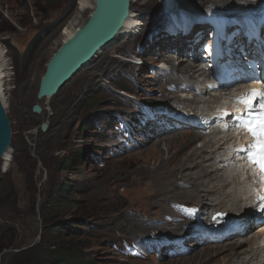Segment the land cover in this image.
<instances>
[{
    "label": "rangeland",
    "instance_id": "374dc122",
    "mask_svg": "<svg viewBox=\"0 0 264 264\" xmlns=\"http://www.w3.org/2000/svg\"><path fill=\"white\" fill-rule=\"evenodd\" d=\"M174 1L179 4L177 11L163 15L160 0H130V11L139 16V29L127 33V37H117L55 96L40 101L36 96L39 81L51 55L65 39L63 30L71 23L76 28L83 24L91 9L79 11L78 0H0V51L6 83L5 99L1 100L11 130L6 169L0 159V264H47L67 250L79 256L75 264H244L247 260L254 262L249 259L251 250L258 253L256 260L264 259V248L258 246V232L254 230L246 236L231 235L210 243H172L179 236H194L192 231L199 228L200 218L207 217L210 225L211 215L229 216L230 212L219 205L212 209H220L215 213L196 214L189 207L204 199L193 192L192 177L163 176L173 165L170 156L174 153L166 150L162 139L156 140L164 132L163 123L148 120L146 114L147 109L167 110L165 107L186 115L194 111L206 114L218 102L213 101V95L228 98L226 93L202 86L204 74L197 83L198 89L206 90L202 97L193 92L177 93L179 85L170 77L189 82L175 69L178 59L185 58L180 67L192 64L196 69L197 60L198 64L202 60L197 56L193 59L192 52L185 50L183 38L169 39L165 27L197 21L194 29H203L206 40L212 31L206 25L196 26L200 13L249 16L264 0H205L207 5L204 0ZM212 4L221 10H212ZM166 55L173 56L171 61L165 60ZM34 104L43 108V114L33 112ZM42 122L48 125L45 132L40 129ZM195 132L185 128L164 132L163 137L174 134L172 141L180 142L183 136ZM220 138L228 139L204 134L187 149H198L209 139ZM77 156H81L79 163ZM69 160L75 164L66 169ZM218 160L216 156L206 162L219 166ZM234 166L222 169L228 176L225 179L232 182L226 192L238 190ZM245 177L243 174L239 179ZM180 182H186V186H179ZM62 183L74 189L67 199L55 192ZM152 197H160L164 205L175 200L190 204L171 213L155 206ZM188 210L193 214L188 215ZM167 214L175 219L171 224L163 222ZM239 214L230 215L237 218ZM74 220L83 230L79 235L61 232L63 223L73 224ZM44 221L51 226L60 224L58 232L44 228ZM231 244H236V249H230ZM49 246L50 250L46 249ZM46 250L50 259L42 255ZM233 251L240 252L243 260L232 258ZM32 252L40 253L41 260Z\"/></svg>",
    "mask_w": 264,
    "mask_h": 264
},
{
    "label": "bare ground",
    "instance_id": "6f19581e",
    "mask_svg": "<svg viewBox=\"0 0 264 264\" xmlns=\"http://www.w3.org/2000/svg\"><path fill=\"white\" fill-rule=\"evenodd\" d=\"M206 2L207 1L204 0L203 4H206ZM211 6H212V10H221V7H219L218 5H213L212 4ZM77 7H78V10L81 11V12L84 11V10H90L93 7V2H89L88 0H78ZM139 25H140V22H139L138 14L136 15L132 11H130L129 16L124 21V24H123L122 28L120 29V31L118 32L117 36L115 37V40L117 39V37H121V36L127 37V33L135 32L136 30L139 29V27H138ZM75 28L76 27H73V23H71L69 26H67L62 32L64 34V38H67L68 36H70L75 31ZM176 38H178V37H176ZM169 39H171V37H169ZM171 57H173V56L166 55L165 60L166 61H171ZM184 59H185L184 57H181V58L178 59V60H180V63L177 65V68H175V69L181 71L182 77L188 78L187 80H189L191 82H196V84H197L198 81L200 80V78L203 77V76H201L202 74H204L206 76V72H205L206 70H204L205 63L201 61L200 64H198L199 60H197L196 64L198 65L197 66L198 69H196L195 65L193 66L192 64H187L184 67L182 65V67H180V64L183 63ZM200 65H201V70L199 69ZM4 66H5V61H4L2 52L0 51V96L2 94V96H1L3 98L2 100L5 99V90H6V86H5L6 83H5V79H4V77H5V71H4L5 68H4ZM84 67H85V65H84ZM172 71L173 70H171V72ZM198 73H199V75H196ZM205 76L203 77L204 79L206 78ZM180 79L177 78V77H173V78L170 77L169 78V80L176 81L178 83L179 86H177L176 89H182L183 88L182 84H184V79H183L182 82H181ZM171 85H175V84H171ZM201 85L202 86H206L205 84H202V83H201ZM232 87L233 86L230 85V84L226 85L224 88L209 89L207 86L205 87L208 91H211V90L220 91L223 94L226 93L224 95L228 96L227 100H223V99H221L223 96L222 97H220V96L215 97V95H213V101H218V102H217V104L215 106L211 107L210 111L206 112V115L209 117V121H210L209 122L210 129H217L221 125L222 117H221V114L219 112H216V107L220 106V104L223 103V104H225L227 107H229L231 109V103H235L236 97H238V95L236 94L235 91H233V90L230 91V89ZM245 87L246 86H244V89H245ZM186 91H187V89H186ZM204 92H206V90L202 88V89H199L196 93H194V95H196L198 97L199 96L202 97ZM53 96H55V95H53ZM53 96H51L50 98L49 97L48 98H41L39 100L40 101H44V99L49 100ZM177 101L181 102L179 99ZM216 113H217V118H213V116ZM233 113H234V111H233ZM36 114H38V115L43 114V108L41 107V111L39 113H36ZM200 115H202V114H199V116ZM46 125H47V123H46ZM213 126H217V127L213 128ZM47 129H48V125L46 126L45 131H47ZM163 135H164V133H159L157 135V136H159L158 137L159 139L157 138L156 140H160L161 141V139H162L164 141V143H166V150L168 152L173 151L174 156H170V160L173 162V165L170 167V170H168L167 174H163V173L162 174H163L164 177H167V176H170V175H175V174H178L179 176H182V177H187V176L192 177L193 182L191 184L193 185L192 187L194 188L193 192L195 191L196 192V196H198L202 200L204 199L202 201V203H199L200 202L199 201L198 203H195L192 206H190V207H193L195 209L194 211H195L196 214L197 213H201V214L205 213L206 211H210L213 208H216L219 205H222L223 206L222 209L225 210V212H230V214H232V213H236V214L240 213L239 214L240 216L237 215V218L250 217V214L252 215L253 207H252V205L249 204V200H251V199L248 198V195H249L250 191H253V192L256 193L257 190H258L257 189V186H258V182L257 181L258 180H257V178H255L256 172H255V170H253L252 166L248 165V163L243 158H241L240 159L241 164L243 166H245V167H250V171L253 172V174L251 176H249V173L246 170V168L242 167L235 160L234 156L231 153L227 154L225 152L224 148H226V142H227L226 139L220 138V139H217V140H214V141H211L212 139L211 140L209 139L208 143H203V145L201 147H199L198 149H192L191 151H188V149H187L188 146L197 137L198 138L202 137V133L195 132L193 135H190V136H187V137L183 136L182 137L183 139L180 140V142H179V139L176 140V141H172V139L175 138L173 136L174 134L170 135V137H166V138L163 137ZM222 137H225V136L222 135ZM160 149L162 150L161 147H160ZM207 151L209 152V154H207L208 156L205 154ZM8 152L9 151H6L5 154L0 158V159H2V162H4V164H3L4 169H6L9 166V163H8L9 154H8ZM216 152H221V153L219 155H217ZM209 155H211V156L209 157ZM216 156H219V160H218L219 166L214 165L213 162H209V163L206 162V160H208L209 158H210V160L214 161ZM223 156H224V158H223ZM237 157L240 158L241 156L237 154ZM221 163L223 164L224 168H227L230 165H235L232 170L236 171V175H234V177L233 176L232 177L237 182L236 188L238 187V190L234 189L231 192H226L227 187L232 182L227 181L228 180L227 179L228 176L226 175L227 176V178H226L225 175L223 174V172H222L223 167L220 166ZM192 169L194 170V172H191ZM243 174H246V177H245L246 181L242 182L239 179V176H242ZM178 175H176V176H178ZM229 177L231 178V176H229ZM218 180H220V181H218ZM229 180H231V179H229ZM217 182H219V183H217ZM235 185L236 184H234V188H235ZM179 186H186V182L185 183H181L180 182ZM169 188H170V186H169ZM155 195H156V193H155ZM168 195H170V194H168ZM229 195H232L231 196L232 197L231 200H229V198H228ZM195 198H197V197H195ZM152 199L155 200L153 202L155 204V206L156 205H160L161 210L167 208V210H169L171 213L174 210H184V209L188 208V205L190 204V203L186 204L182 200H181V203H179V201L176 202V200H175V201H169V203H168L169 206H168L167 203L165 205L163 204V200L160 197H158V198L152 197ZM166 201H168V200H166ZM228 201L230 202V204L226 205L225 203L228 202ZM198 206H200L202 208V212H200L198 210ZM219 210L220 209L212 210V213H215L216 211H219ZM187 213H189V215H191V214H193V211L192 210H188ZM166 217H167V219L163 221L165 223H168V224L170 223L171 224L172 220H175L169 214H167V216H165V218ZM203 230H204V232H211L210 229L206 230L205 227H203ZM259 236H260V233L258 232V234L255 237V240H258V244H259ZM230 249H236V244H231V248ZM224 250H226V249H224ZM218 251L219 250H216L215 253H217ZM194 256H197V253L194 254ZM232 258H235V260H243L242 254L240 252H238V251H233ZM257 258H258V253L256 251L253 252L251 250L250 254H249V259L250 260H254V262L253 263L250 262V263L251 264H264V259L263 258L256 260ZM250 263H249V260L244 262V264H250Z\"/></svg>",
    "mask_w": 264,
    "mask_h": 264
},
{
    "label": "water",
    "instance_id": "95a60500",
    "mask_svg": "<svg viewBox=\"0 0 264 264\" xmlns=\"http://www.w3.org/2000/svg\"><path fill=\"white\" fill-rule=\"evenodd\" d=\"M163 4L161 14L168 15L179 8L174 0H160ZM130 13V0H94L88 18L65 38L48 60L40 79L37 98H50L69 82L84 65H88L98 53L113 44ZM35 113L41 111L34 104ZM46 123L40 124L45 131ZM11 140L10 123L0 96V158L8 150ZM214 218H227L217 213Z\"/></svg>",
    "mask_w": 264,
    "mask_h": 264
},
{
    "label": "snow or ice",
    "instance_id": "6c2138e0",
    "mask_svg": "<svg viewBox=\"0 0 264 264\" xmlns=\"http://www.w3.org/2000/svg\"><path fill=\"white\" fill-rule=\"evenodd\" d=\"M236 99L247 106L245 114L236 116L238 126L245 128L254 138L250 146L241 147L239 151L245 152L249 161L259 167L264 180V90L252 89L247 96ZM254 102L259 103L258 111L253 110ZM260 199L264 201V196Z\"/></svg>",
    "mask_w": 264,
    "mask_h": 264
},
{
    "label": "trees",
    "instance_id": "16d2710c",
    "mask_svg": "<svg viewBox=\"0 0 264 264\" xmlns=\"http://www.w3.org/2000/svg\"><path fill=\"white\" fill-rule=\"evenodd\" d=\"M45 1L49 2V1H55V0H44V2ZM121 87L123 88V86H121ZM77 157H78L77 163H79L81 156H77ZM73 164H75V162L73 160L72 161L69 160L67 162V165H65L64 167L66 169H70L71 165H73ZM73 191H74V189L71 187V185L66 184V183H62L60 185V187L55 190V192L58 193V195L60 194V196H62L65 199H67L66 196H71L72 195L71 193H74ZM66 204H67V202H66ZM74 221H75V223H74ZM74 221L72 222L73 224L67 223V222L63 223L62 224L63 227L61 228V232L64 231V232H68L70 234L79 235V232H81L83 230H82V228H80V226H78L79 223L77 222V220H74ZM43 227L47 228V230H49V231L58 232L60 224L51 226L46 221H44ZM41 243L43 244L42 241H41ZM46 249L50 250V246L46 247ZM32 255L34 257H36L38 260H41V254L40 253L32 252ZM42 255H43L44 259H45V257L50 256L49 251H47V250L45 252H43ZM49 259H50V257H49ZM78 259H79V256L75 252H70V250H67L66 252L61 251L58 255L55 256V258H53L52 261L47 260L46 262H47V264H53V263L54 264H70V263H68V260H71V264H75V262H77Z\"/></svg>",
    "mask_w": 264,
    "mask_h": 264
},
{
    "label": "clouds",
    "instance_id": "9594fccd",
    "mask_svg": "<svg viewBox=\"0 0 264 264\" xmlns=\"http://www.w3.org/2000/svg\"><path fill=\"white\" fill-rule=\"evenodd\" d=\"M160 63V62H159ZM159 63H157V64H159Z\"/></svg>",
    "mask_w": 264,
    "mask_h": 264
}]
</instances>
